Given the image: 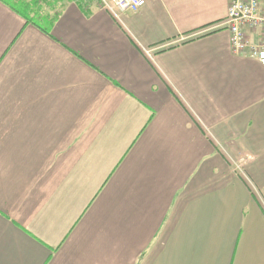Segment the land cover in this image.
Listing matches in <instances>:
<instances>
[{
	"label": "crops",
	"instance_id": "0c3cea01",
	"mask_svg": "<svg viewBox=\"0 0 264 264\" xmlns=\"http://www.w3.org/2000/svg\"><path fill=\"white\" fill-rule=\"evenodd\" d=\"M145 1L0 0V264H264V65Z\"/></svg>",
	"mask_w": 264,
	"mask_h": 264
},
{
	"label": "built area",
	"instance_id": "2783aa9c",
	"mask_svg": "<svg viewBox=\"0 0 264 264\" xmlns=\"http://www.w3.org/2000/svg\"><path fill=\"white\" fill-rule=\"evenodd\" d=\"M112 13L136 12L145 6V0H100ZM228 30L235 54H246L264 65V0H230L227 19L209 29L184 37V42L206 34ZM152 53V51H149Z\"/></svg>",
	"mask_w": 264,
	"mask_h": 264
},
{
	"label": "trees",
	"instance_id": "16d2710c",
	"mask_svg": "<svg viewBox=\"0 0 264 264\" xmlns=\"http://www.w3.org/2000/svg\"><path fill=\"white\" fill-rule=\"evenodd\" d=\"M2 1H4L9 6H11V8H13L17 13L21 14L29 22L37 25L43 31L45 32L49 31V28L52 25L51 22L49 21L42 22V20L39 19L37 14L35 16L31 15L40 0H2ZM86 1L89 2L93 0H86Z\"/></svg>",
	"mask_w": 264,
	"mask_h": 264
},
{
	"label": "rangeland",
	"instance_id": "374dc122",
	"mask_svg": "<svg viewBox=\"0 0 264 264\" xmlns=\"http://www.w3.org/2000/svg\"><path fill=\"white\" fill-rule=\"evenodd\" d=\"M42 1H44V0H42ZM45 1H47V0H45ZM46 3H48V2H46ZM98 4H101L100 0H95V4H94V5H98ZM49 9H50V8H49ZM49 9L47 8L46 10H43V11H44V12H47ZM35 10H36V9H35ZM50 11H52V10H50ZM48 13H50V12H48Z\"/></svg>",
	"mask_w": 264,
	"mask_h": 264
}]
</instances>
